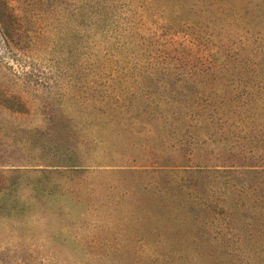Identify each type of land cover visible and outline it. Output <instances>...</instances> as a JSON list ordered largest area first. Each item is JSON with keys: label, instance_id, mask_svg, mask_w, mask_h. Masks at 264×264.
<instances>
[{"label": "rangeland", "instance_id": "rangeland-1", "mask_svg": "<svg viewBox=\"0 0 264 264\" xmlns=\"http://www.w3.org/2000/svg\"><path fill=\"white\" fill-rule=\"evenodd\" d=\"M0 264H264V0H0Z\"/></svg>", "mask_w": 264, "mask_h": 264}, {"label": "trees", "instance_id": "trees-1", "mask_svg": "<svg viewBox=\"0 0 264 264\" xmlns=\"http://www.w3.org/2000/svg\"><path fill=\"white\" fill-rule=\"evenodd\" d=\"M47 165H51V164H47ZM69 165H71V166H80V165H77L76 163H70Z\"/></svg>", "mask_w": 264, "mask_h": 264}]
</instances>
